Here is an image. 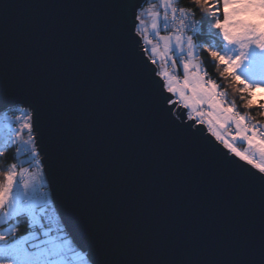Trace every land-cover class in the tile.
Returning a JSON list of instances; mask_svg holds the SVG:
<instances>
[{
	"label": "snow or ice",
	"instance_id": "snow-or-ice-1",
	"mask_svg": "<svg viewBox=\"0 0 264 264\" xmlns=\"http://www.w3.org/2000/svg\"><path fill=\"white\" fill-rule=\"evenodd\" d=\"M159 4L162 16L155 3L146 10L144 0L87 6L105 10L88 30L92 49L89 65H120V78L126 82L130 98L124 111L143 114L136 121L141 131L132 142L125 139L130 131L126 124L114 128L112 117L89 102L95 91L84 79L89 65L80 66V75L51 65L43 71L5 74L0 102L18 105L22 113L16 117L20 128L15 135L27 131L32 138V155L38 159L41 152L37 151L35 133L39 123L48 147L61 149L63 176L60 169L51 168L48 183L54 182V191L43 192L49 199L46 209L31 199L44 185L45 173L39 165L30 177L22 168L19 181L10 171L6 182L0 183V224L9 225L0 230V264H264V132L234 111L217 83L201 71L194 36H184L199 27L188 19L194 15L192 8L175 7L174 0H159ZM193 4L209 10L206 19L210 28L224 45L234 46L237 54H221L223 50H215L211 44L204 50L239 81L240 90L249 93L251 102L252 93L264 90V0H193ZM18 7L5 3V17ZM146 11L151 30L162 43V48L153 45L152 56L165 63L171 61L173 68L178 59L182 79L167 70L158 72L153 67L156 59L140 56L147 48L141 47L139 38L143 35L147 44L153 43L144 35ZM170 24L175 26V35H161V29L167 30ZM250 50L255 58L248 64L249 78L242 79L237 70ZM204 125L214 141L205 134ZM232 126L235 133L231 141L245 144L244 151L225 135ZM171 142L182 143L191 152L192 167L184 169L189 181L200 169L209 173L217 186L227 174L233 190L246 187L259 192L258 242L251 225L245 229L241 224L240 212H234L226 227L218 230V215L206 196L198 204L188 197L184 185L170 191L169 185L160 183L165 164L159 153ZM97 154L103 155V164ZM108 174L114 175L117 189L101 192V179ZM192 186L190 182L188 187ZM195 187L199 189L198 184ZM129 188L133 189L132 197L122 204ZM152 200L159 204L147 207ZM86 220L97 226L110 223L117 235L122 231L127 236L134 230L135 246L154 245L161 255L153 259L114 258L110 250L113 233L101 244L94 240L96 230L87 227ZM21 225L27 226L23 235L18 234ZM209 249L215 253L210 258L195 254ZM184 250L191 251L177 258Z\"/></svg>",
	"mask_w": 264,
	"mask_h": 264
},
{
	"label": "water",
	"instance_id": "water-1",
	"mask_svg": "<svg viewBox=\"0 0 264 264\" xmlns=\"http://www.w3.org/2000/svg\"><path fill=\"white\" fill-rule=\"evenodd\" d=\"M120 2L121 0H0V84L3 83L6 73L11 76L13 73L43 71L49 65L61 72L67 71L70 74L80 75V66L89 65L92 52L88 30L100 19L98 13L105 11L87 6ZM5 3L16 4L19 7L15 10L10 9L5 17L3 8ZM139 39L141 47L144 48L142 37ZM140 56L150 58L145 52H141ZM140 56H137L136 60L139 61ZM153 67L158 71L156 65ZM85 71V81H90L95 89L89 102L98 105L102 113L107 112L112 117L114 128L126 124L130 131L125 139L132 142L141 131L136 121L142 119L143 114L138 116L124 111V106L130 102V98L126 82L120 78L121 66L103 68L92 64ZM159 79L160 77H157V80ZM81 87L84 85L82 84ZM156 87L154 84L153 88ZM14 106L16 105L0 102V113ZM203 127L205 134L214 141V137H211L206 125ZM35 134L39 143L37 151L41 152L43 171L48 183L51 177V168L60 169L63 176L61 149L56 146L48 147L39 123ZM89 143L92 142L89 141ZM216 143L220 148L223 147L218 142ZM158 158L165 164V173L159 177L160 183L169 185L170 191H174L177 186L184 185L188 197L198 204L206 196L208 203L218 215V230L222 231L226 227L234 212H240L241 224L245 229L251 225L258 242L261 216V201L258 191L246 187L240 191L233 190V181L227 174L221 177V182L217 186L213 184L211 175L200 169L194 171L191 181H189V178L184 175V169L192 167L193 157L190 150L182 143L171 142L167 150L159 153ZM97 159L103 164V155L97 154ZM245 167L250 168L248 165ZM253 171L255 170L253 169ZM190 182L193 185L191 188L188 187ZM197 184L199 185L198 190L195 187ZM48 187L50 192L54 191V182L51 185L48 183ZM116 189L117 184L113 174H108L101 179V192H110ZM132 192L133 189L129 188L128 192L124 194L122 204L131 199ZM158 204V200H152L146 206L156 207ZM85 222L87 227L96 230L94 240L101 244L104 243L108 233H113L114 238L110 250L114 258L153 259L161 255V250L154 245L144 248L135 246L133 244V237L136 235L134 230L130 231L127 236H124L122 231L117 235V229L110 223L97 226L87 220ZM224 234L227 235L226 232ZM100 251L104 252L105 248L101 247ZM189 251L191 250L178 252L177 258L187 256ZM195 254L200 258H210L215 255L210 249L197 251Z\"/></svg>",
	"mask_w": 264,
	"mask_h": 264
},
{
	"label": "trees",
	"instance_id": "trees-1",
	"mask_svg": "<svg viewBox=\"0 0 264 264\" xmlns=\"http://www.w3.org/2000/svg\"><path fill=\"white\" fill-rule=\"evenodd\" d=\"M156 1L157 0H146L144 2L145 9L147 10L151 4L156 3ZM175 3L179 7L192 8L196 17L200 19L201 31L194 35L198 49L197 59L201 60L202 65L206 66L210 79L215 81L220 89H224L227 92L228 102L235 111L246 116L248 121L257 127L264 128V92L252 93L250 102L249 93L240 90L242 85H240L239 81L232 79L231 73L225 72L223 65L219 67V63L213 61L208 55V52L204 50L209 44H211L215 50L219 51L222 49L223 44L222 38L210 31V26L206 19V17L210 15L209 10H200L193 4V0H175ZM141 37L144 38L143 35ZM146 55L153 58L149 51L146 52ZM156 66L159 72V66L157 63ZM3 112H5L10 118H16L18 115H21L18 105L9 107ZM237 147L241 149L240 144H237ZM26 166V158L20 153L19 138L12 135L10 132H5L3 135H0V176L10 172L12 168H17L20 173V170L22 168L26 169ZM44 182L47 185L46 179H44ZM7 225L8 224L2 226V228H5ZM26 228V225H21L18 234H25Z\"/></svg>",
	"mask_w": 264,
	"mask_h": 264
},
{
	"label": "built area",
	"instance_id": "built-area-1",
	"mask_svg": "<svg viewBox=\"0 0 264 264\" xmlns=\"http://www.w3.org/2000/svg\"><path fill=\"white\" fill-rule=\"evenodd\" d=\"M155 4H156L157 10L160 11V14L162 16L163 15V10H162V8H161V6L159 4V0H157ZM174 6L175 7H179L175 2H174ZM188 19L190 21L196 22L199 25V27H198V29H197V31L195 33L192 30L186 31L184 33V36L185 37H187L189 35H193L194 36V35H196L197 33H199L201 31V22H200V19L196 17L195 13H194V15L189 16ZM162 33H175V26L172 25V24H170L167 30H163V28H162L160 34H162ZM156 38H158V37L155 35L154 36V40ZM143 45H144V48H147V51H149V48L144 43V39H143ZM160 48H162L161 44H160ZM147 51H144V52L146 53ZM150 59H153V58H150ZM201 71L208 73L207 68H206L205 65H202ZM174 75H177V76L181 77V75H180V73L178 71H174ZM207 78L210 79L209 74H208ZM219 91L224 93L225 98L228 101L227 92L224 89H219ZM3 122L6 125L5 127L7 128L8 132H10L12 135H15V133L17 131H19V128H20V124L19 123L15 122V121H13L11 119H7V120H5ZM258 128L260 129V131L264 132V128H260V127H258ZM234 133H235V128L233 126L225 131V135L228 136L229 140H231V136ZM18 137H19V140H20V153L25 156L26 161H27L26 169L28 170V172L26 173L25 176L26 177L27 176H31L33 173H35V172L38 171V165H39V168L40 169H43V165H42V161H41V156L38 159L35 158V157H33V155H32V138L29 136V134L27 133L26 130L24 132H22ZM26 141L28 143H25ZM234 146L237 147L236 144H234ZM239 150H241V149H239ZM41 191L38 188L34 193L31 194V199L32 200L39 199L41 201V205H43L44 208L46 209L48 207V204H49V199L47 197L48 194L47 193H43V192H48V191L50 192L48 185L46 186L44 184L43 185V188H41ZM42 214H44L43 209H42ZM46 218H48V217H46Z\"/></svg>",
	"mask_w": 264,
	"mask_h": 264
},
{
	"label": "rangeland",
	"instance_id": "rangeland-1",
	"mask_svg": "<svg viewBox=\"0 0 264 264\" xmlns=\"http://www.w3.org/2000/svg\"><path fill=\"white\" fill-rule=\"evenodd\" d=\"M151 1H154V0H151ZM174 2H175V0H174ZM145 19H146V21H145V27L147 28V32L145 33V35H147L148 36V38L149 39H151L152 40V44L151 45H149V44H147L146 43V41L144 40V43L147 45V47L149 48V50H150V54H151V48L153 47V45H156L157 47H159L160 48V44H161V46H162V43L158 40V38H156L155 40H154V36H155V34L152 32V30H151V18L147 15V11H146V14H145ZM210 28V27H209ZM210 31L211 32H213V33H215V34H217V32H216V30L215 29H212V28H210ZM161 35H175V33H162ZM218 35V34H217ZM144 39V38H143ZM194 41H195V39H194ZM195 43H196V41H195ZM197 44V43H196ZM233 48H234V46H229V47H227L226 45H224V44H222V49L221 50H223L222 51V53L221 54H226V55H233V56H235L237 53L235 52V51H233ZM152 55V54H151ZM197 56H198V49L196 48V59H197ZM154 59H156L157 60V64H158V66H159V72H163V71H165V70H167L168 72H170V73H172V74H174V71H178L179 72V70L181 69V73H182V76H183V70H182V65H180V63H179V60L177 59V66L175 67V68H173L172 67V65H171V61H169V62H167V63H165V62H163L162 60H160L159 59V57H156V56H152ZM255 57L253 56V53H252V50H250L249 51V54H248V59H246L245 60V62L241 65V68L240 69H238L237 70V74H239V75H241V78L242 79H248L249 78V72H248V64L254 59ZM198 60V62H199V64H200V68L202 69V62H201V60H199V59H197ZM223 64H219V67H221ZM224 66V65H223ZM230 73V72H229ZM182 76H181V79H182ZM218 85V84H217ZM219 85H218V91H219ZM260 92H264V90H261V91H259V92H257V93H260ZM229 103V102H228ZM229 105H230V103H229ZM233 110H234V108H233ZM235 111V110H234ZM21 115H22V113H21ZM244 116V115H243ZM246 117V116H245ZM7 119H11V120H13V121H15V122H17V120H16V118H10V117H8V115L5 113V112H1L0 113V135H3L5 132H8V130H7V128L5 127L6 125L4 124V122L3 121H5V120H7ZM248 124H250V125H252L253 123H251L250 121H248V119H247V121H246ZM17 123H19V122H17ZM20 124V123H19ZM234 127V126H233ZM226 131V130H225ZM15 136V135H14ZM16 137H18V136H16ZM19 138V137H18ZM231 141V140H230ZM233 144H243L242 142H240V141H231ZM242 147H243V151H244V149H245V147H246V145L245 144H243L242 145ZM239 150V149H238ZM241 150V151H242ZM10 171H13V172H15L17 175H16V180L17 181H19L20 180V175H19V171H18V169L17 168H12ZM44 172V171H43ZM7 174H8V172L7 173H5V174H2V176H0V179H1V181H0V183H5L6 182V177H7ZM25 175H26V173H25ZM27 177H30V176H27ZM43 183L45 184V182H44V179H46V177H45V175L43 176ZM47 181V180H46ZM46 185V184H45ZM47 185H48V183H47ZM46 185V186H47ZM49 192V191H48ZM47 197H48V195H47ZM33 202L34 203H36V204H40L41 205V201L39 200V199H34L33 200ZM41 213H42V211H41ZM4 225H6V224H0V230H5V229H7V227L9 226V225H7L5 228H2V226H4Z\"/></svg>",
	"mask_w": 264,
	"mask_h": 264
},
{
	"label": "crops",
	"instance_id": "crops-1",
	"mask_svg": "<svg viewBox=\"0 0 264 264\" xmlns=\"http://www.w3.org/2000/svg\"><path fill=\"white\" fill-rule=\"evenodd\" d=\"M162 8V7H161ZM163 10V9H162ZM145 18V17H144ZM149 52H150V50H149ZM182 71H181V69L179 70V73L181 74V76H182V73H181ZM240 144V143H239ZM242 145L243 144H240V146H241V148L243 149V147H242ZM243 151V150H242Z\"/></svg>",
	"mask_w": 264,
	"mask_h": 264
}]
</instances>
